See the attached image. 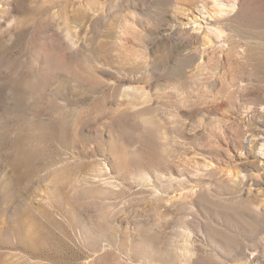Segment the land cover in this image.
Returning <instances> with one entry per match:
<instances>
[{"label": "rangeland", "instance_id": "374dc122", "mask_svg": "<svg viewBox=\"0 0 264 264\" xmlns=\"http://www.w3.org/2000/svg\"><path fill=\"white\" fill-rule=\"evenodd\" d=\"M254 1L0 0V264H264Z\"/></svg>", "mask_w": 264, "mask_h": 264}, {"label": "bare ground", "instance_id": "6f19581e", "mask_svg": "<svg viewBox=\"0 0 264 264\" xmlns=\"http://www.w3.org/2000/svg\"><path fill=\"white\" fill-rule=\"evenodd\" d=\"M219 1H221V0H219ZM222 1H224L223 4H226L227 6H232V8L230 10L234 11L236 8L238 9V3L240 0H234L232 4H229L231 2V0H222ZM238 15L241 17V20H242V24H243L242 30H244V31L246 30L247 33L252 34V36L258 38L259 41H261V42H257L256 47L258 49L264 50V44H262L264 42V5L262 4V2L260 0L254 1L253 3L249 4L247 7L240 9V12L238 13ZM244 31H241V32H244ZM225 87H226L225 92L229 96H232L234 94L233 84L232 83H230V84L226 83ZM252 134H251V136H252ZM253 136H254V134H253ZM251 140H252V138H251ZM251 140H249L248 142L250 143ZM109 177H111V176H109ZM259 206H260L261 210L264 211V206L263 205H259Z\"/></svg>", "mask_w": 264, "mask_h": 264}]
</instances>
